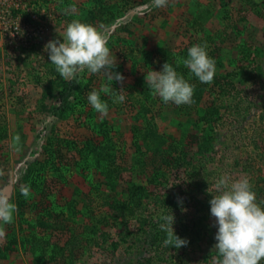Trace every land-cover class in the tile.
<instances>
[{
    "label": "rangeland",
    "instance_id": "obj_1",
    "mask_svg": "<svg viewBox=\"0 0 264 264\" xmlns=\"http://www.w3.org/2000/svg\"><path fill=\"white\" fill-rule=\"evenodd\" d=\"M107 1L111 13L121 17H109L96 0H0V198L15 204L12 222L0 223V264H218L209 203L216 180L246 177L264 205V0H168L164 7L154 0ZM91 10L103 17L94 25L115 57L112 71L124 77L112 86L126 99L114 104L101 94L109 112L98 114L87 95L106 77L85 70L75 81L91 89L73 95L74 109L58 118L52 108L59 105L58 90L66 80L50 63L45 45L62 40L59 33L67 24L84 22ZM138 20L142 34L123 35L121 24ZM205 42L216 68L207 84L175 64L176 56L186 57L190 46ZM125 62L133 69L123 67ZM166 62L194 85L191 104L163 103L138 82ZM156 134L164 150H174L158 170ZM16 135L20 140L13 148ZM91 135L114 143L115 190L72 149L59 164L61 176L51 168L33 171L37 162L52 158L49 136L83 141ZM26 178L46 188L47 198L28 199L19 216L18 193L28 185ZM136 186L143 191L139 210L116 215L113 200H127V190ZM68 201L74 202L72 209ZM162 210L172 212L175 232L189 241L186 246H165L160 239L155 246L149 243L148 224L160 230ZM31 233L50 238V244H30ZM9 241L13 250L5 255Z\"/></svg>",
    "mask_w": 264,
    "mask_h": 264
},
{
    "label": "clouds",
    "instance_id": "obj_2",
    "mask_svg": "<svg viewBox=\"0 0 264 264\" xmlns=\"http://www.w3.org/2000/svg\"><path fill=\"white\" fill-rule=\"evenodd\" d=\"M157 7H164L168 0H154ZM59 38L45 45L50 63L55 66L60 77L66 81L78 80L82 73L103 72L106 82L99 89H93L87 95V103L100 115L106 116L109 104L101 94L108 95L114 104L123 103L125 95L114 90L112 81H123L119 72H113V57L105 37L95 26L80 20H72L59 33ZM176 66L183 65L201 83H211L215 76V60L209 56L207 44L197 43L190 46L187 56H176ZM168 62L159 71L149 70L145 82L152 93L163 103L172 102L177 106L191 104L194 85L177 71V67ZM20 137L12 138L11 147L16 148ZM216 194L210 203V214L215 217V233L218 264H261L264 260V205L257 203L256 194L246 177L229 183L221 175L215 183ZM21 194H29L27 187H21ZM15 204L7 198H0V223H11ZM159 229L165 233L163 243L179 249L189 241L176 234L172 212L161 211L157 217Z\"/></svg>",
    "mask_w": 264,
    "mask_h": 264
},
{
    "label": "trees",
    "instance_id": "obj_3",
    "mask_svg": "<svg viewBox=\"0 0 264 264\" xmlns=\"http://www.w3.org/2000/svg\"><path fill=\"white\" fill-rule=\"evenodd\" d=\"M40 4H44L47 2V0H37ZM98 2V5L102 8H106V13H109L110 16H113L115 13H111V6L109 1L107 0H96ZM96 10V9H95ZM93 10V11H95ZM91 10V12H89V15H87L88 17H91V20L93 21L95 18L98 19H102L103 17L99 16V12L95 11L97 14H95ZM87 17V18H88ZM85 19V23H89L90 21H88V19ZM138 82L140 83H144L146 85V82H143V78L142 80H138ZM143 84V85H144ZM60 89L58 90V96H59V105L56 107L52 108L53 113H55L58 118H64V116L67 115V112L69 110V108H73L70 104L71 98L73 95H80L83 96L87 93L88 90H90L91 86L89 84H84V85H80L77 81L73 80V81H65V82H61L60 84ZM147 90L149 91L147 95H149V93L151 92L150 88L148 87ZM79 96V97H80ZM144 105V104H143ZM145 115L149 114L150 118L152 117V112L150 111L149 107L145 106ZM74 109V108H73ZM148 109V110H147ZM209 113L211 112H206L204 115L208 116ZM205 116H203L204 118H206ZM152 119V118H151ZM96 136V135H94ZM93 135L86 137L83 141H76V140H71V139H63L60 137L55 136H49L48 140V145L47 147L49 148V150H51V155L52 158H45L43 160H40L39 162H37V165L34 166L33 171H35L36 169H38V171H43L45 170V168H51L52 173H54L55 171H57L59 173V175L61 176L62 174H60L61 172H59L60 170V166L59 164L62 163L65 154V151L67 150H75L76 154L78 155V158H80V160H84L86 165H90L89 163H92L96 170L98 171V174L102 177V181L101 183L105 184L111 191L115 190L116 188V176L114 175V173L117 171L115 170L116 167H114V163H115V155L113 154V145L114 143H112V141L110 139H108L107 136H105V139L103 141L97 140L96 137H94ZM159 135L156 134L155 136V140L158 142L159 141ZM106 141H109V144H107ZM111 142V143H110ZM156 142V143H157ZM111 144V146H110ZM161 144V147L158 145ZM168 148V147H167ZM174 151L173 149H167L164 150L162 147V142H158L154 149H153V162H155V166H157V170L161 167V165L163 163H168V159L167 157L170 156L171 157V152ZM53 158H55L56 160H52ZM67 159V158H66ZM65 161V160H64ZM46 171V170H45ZM57 174H54V177ZM58 176V175H57ZM58 178V177H55ZM28 178H26L24 180V182H27L28 185H23L22 187H27L29 189V194L27 197H25L24 195L21 194V191L18 193L19 195V199L17 200V211L19 213V216H22L23 213V208H25L26 203L28 201V199H33L36 197H39L40 199L42 198H47V194L45 192L46 188H42L36 186L34 183L35 180H27ZM39 182V181H36ZM135 189V190H134ZM133 188H129L128 191V197L127 200L125 201H120V200H113L114 204L112 206V211L114 213H117L116 215H119L121 213H123L124 211H127L128 214L133 213L135 210H139V208L141 207V200H142V188H140V186H136ZM45 198V199H46ZM67 206H69V208H73L74 207V202L72 204L71 201L67 202ZM49 211L48 213H50V210H46ZM38 225H40L41 227H45L46 224L44 222H41L40 220L37 221ZM36 223V225H37ZM148 223L149 222L148 220ZM146 223V224H148ZM151 228H149L147 230V236L149 239V243L152 246H155L156 241L158 239H160V241L165 239V233L155 229V226L153 224H148ZM30 226L31 223H30ZM48 226V225H47ZM50 226V225H49ZM50 234V233H48ZM50 236V235H49ZM29 238V243L30 244H36V245H40L42 248H44V245H48L50 244L49 240L50 238H44L43 240L37 239L35 234H30ZM159 241V240H158ZM11 241L7 242L6 245L3 246V250L1 248V250L5 253L13 250L12 245H11Z\"/></svg>",
    "mask_w": 264,
    "mask_h": 264
},
{
    "label": "crops",
    "instance_id": "obj_4",
    "mask_svg": "<svg viewBox=\"0 0 264 264\" xmlns=\"http://www.w3.org/2000/svg\"><path fill=\"white\" fill-rule=\"evenodd\" d=\"M83 16H85V15H83ZM108 16L111 17V18L112 17L113 18H115V17L118 18L120 15L117 16V15L114 14L113 16H110V14H108ZM138 19L143 20V19H141V17L138 18ZM140 20H138L137 23H133V22H130V23L124 22V23H122L121 26L119 27L120 28V31L123 33V35L124 34H127V33H134V31L135 32L137 31L138 33L142 34V31H143L144 27L142 28V26L140 25ZM95 23H96L95 21H93V22L90 21V24H92L93 26H95L94 25ZM124 47H126V45ZM120 49H123V46H121ZM124 65H127L126 68L133 69L132 68L133 67V64L132 63L125 62V63H123L122 66L124 67Z\"/></svg>",
    "mask_w": 264,
    "mask_h": 264
}]
</instances>
